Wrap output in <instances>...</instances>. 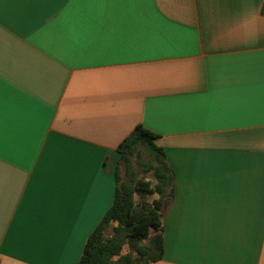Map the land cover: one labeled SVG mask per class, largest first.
Here are the masks:
<instances>
[{
    "label": "crops",
    "instance_id": "obj_1",
    "mask_svg": "<svg viewBox=\"0 0 264 264\" xmlns=\"http://www.w3.org/2000/svg\"><path fill=\"white\" fill-rule=\"evenodd\" d=\"M264 0H0V264H77L117 145L170 170L149 264H264Z\"/></svg>",
    "mask_w": 264,
    "mask_h": 264
},
{
    "label": "trees",
    "instance_id": "obj_2",
    "mask_svg": "<svg viewBox=\"0 0 264 264\" xmlns=\"http://www.w3.org/2000/svg\"><path fill=\"white\" fill-rule=\"evenodd\" d=\"M156 137L137 125L117 145L113 202L87 237L77 264H149L161 258L159 213L171 177Z\"/></svg>",
    "mask_w": 264,
    "mask_h": 264
},
{
    "label": "rangeland",
    "instance_id": "obj_3",
    "mask_svg": "<svg viewBox=\"0 0 264 264\" xmlns=\"http://www.w3.org/2000/svg\"><path fill=\"white\" fill-rule=\"evenodd\" d=\"M135 168H137L136 165H135ZM140 169H141V168H140ZM120 171H121V172H120V176H121V177H124L123 169L121 168ZM149 177H150V175H147V178H149ZM125 251H127L126 248L123 249V252H125Z\"/></svg>",
    "mask_w": 264,
    "mask_h": 264
}]
</instances>
